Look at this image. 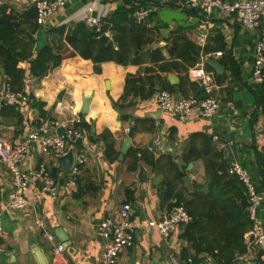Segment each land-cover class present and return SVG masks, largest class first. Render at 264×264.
Wrapping results in <instances>:
<instances>
[{
	"label": "crops",
	"instance_id": "crops-1",
	"mask_svg": "<svg viewBox=\"0 0 264 264\" xmlns=\"http://www.w3.org/2000/svg\"><path fill=\"white\" fill-rule=\"evenodd\" d=\"M164 1L166 0L137 2L138 4L149 2L141 5L148 10L145 21L151 26L158 27L161 35L166 37L177 24L175 21L170 24L161 22L157 16V9L150 5L151 2ZM34 2L35 0H16L7 4L15 9H24ZM121 3V0H69L65 7L53 14L47 26L84 21L89 16L100 19L108 16ZM192 19L194 17L189 16V21ZM208 25L222 30L227 43L232 46V53L242 72V82H239L221 64L223 67L221 73L224 72L226 78L221 85H217L212 72L204 69L210 76L208 83L210 95L220 102L216 114L208 119L194 112L188 120L180 121L177 117L161 111L153 95L150 99L139 100L127 108L126 112L131 115V120L122 121L120 114L112 108L110 98L116 100L122 95L125 76L128 73L141 72L142 67L149 63L123 66L113 61H105L101 63V72L96 74L93 73L92 62L89 59L74 55L65 58L60 66L52 69L43 78L27 79L29 90L37 99L45 102L44 110L54 118L53 121L47 122V132L59 128L72 115H79L82 96H88L89 108L83 118L91 123L94 140L88 135L81 146L87 155V162L80 169L75 191L69 192L62 188L59 194L52 196L40 193L36 188H30L24 191L28 205L22 210L9 211L3 208V198L13 190V185L0 162V221L3 230L0 235V264H38L34 252L38 248L46 258L47 264H98L103 245L99 229L100 220L116 213L118 205L123 201L130 202L132 206L130 215L138 227L134 244L121 251L119 264H184L181 259L177 262L180 251L185 246V242L178 238L182 229L168 239H163L155 229L146 226L147 220L158 217L167 208L160 199L162 190L159 183L165 177L171 176L169 171L155 173L141 162L139 165H143L147 171L148 179L140 182L137 179L139 166L135 172H131L127 171L126 162H108L103 153V141L95 138L108 129L113 134L116 148L120 152L125 136L129 135L125 129L133 125L135 129L129 136L130 146L147 148L156 157L163 153H172L177 156L175 161L178 165H181L179 156L192 134L216 135L218 138L213 140V144L222 152V162L227 169L230 162L237 161L250 174L262 199L257 216L264 229V187L261 168L257 162L258 156L264 162V114L255 104V95L260 91L261 82H256L251 77L257 34L255 31L242 28L220 13H214ZM199 26L200 22L189 27L187 35L190 39L194 40ZM190 30L193 31V36L189 34ZM44 40L42 32L39 37L37 35L36 44H41ZM164 45V41H159L149 47ZM163 53L168 57L165 49ZM206 58L207 56L201 60L203 68ZM20 65L24 67V63ZM169 74L176 76L175 83H171ZM165 79L168 85L174 87L181 82L180 75L173 72L167 73ZM4 81V75L0 71V86ZM196 82L204 85L199 80ZM205 90L206 88H204L206 93ZM197 92L199 96L198 89ZM174 93L177 96L182 95L177 90ZM187 94L194 95V92L189 90ZM59 95L61 98H58ZM117 116L120 118V125ZM135 117L143 121L135 125L132 120ZM34 121V114L30 116L26 111H23L21 123L10 115L0 114V134L14 143L34 125ZM152 124L153 131L145 129ZM170 133L172 134L169 135ZM168 139L173 141L175 149L163 151L164 142ZM58 158L41 154L34 146L23 168H33L39 162H43L50 170L56 169L54 173L56 175L53 177L62 183L65 172L59 168ZM190 163L191 166L187 165L186 180L189 187L192 181L204 182L202 161L196 159ZM38 218L45 221L46 230L53 234L52 242L45 238L43 230L35 224ZM57 243L64 245L61 254L55 252ZM235 264H264V240L259 245L249 236L247 252L239 256Z\"/></svg>",
	"mask_w": 264,
	"mask_h": 264
},
{
	"label": "trees",
	"instance_id": "trees-1",
	"mask_svg": "<svg viewBox=\"0 0 264 264\" xmlns=\"http://www.w3.org/2000/svg\"><path fill=\"white\" fill-rule=\"evenodd\" d=\"M106 17L100 18L101 26L89 28L85 21H75L59 26L42 29L36 22L34 3L24 9H15L7 3L0 4V71L5 82L15 90H23L33 97L32 107L45 122L54 120L46 110L45 102L37 99L27 87L29 77L39 80L46 73L60 66L65 58L79 55L92 62L93 73L101 72V63L113 61L120 65H141V72L128 73L125 76L122 95L114 100L110 98L112 108L120 114L122 121L131 120L126 109L135 105L139 100L150 99L157 91L166 89L172 93L179 91L182 96L192 90L198 95L199 83L188 78L189 68L195 66L208 53L221 51L218 57L220 63L230 71L234 78L242 82V72L239 63L232 53L222 30L213 27L203 46L197 44L187 35L189 28L176 25L168 36L163 37L156 26H148L133 18L134 10L149 2L138 4L136 0H121ZM184 0H166L151 2L157 10L162 8L182 9L188 16L200 19L197 10L181 7ZM44 32L45 40L36 44L37 35ZM108 32L114 46L107 45L100 36ZM37 34V35H36ZM164 41V46L149 47L154 43ZM163 49L168 57H165ZM212 58L211 56H209ZM24 63V67L20 65ZM204 69L212 72L213 80L221 85L226 78L223 72L217 74L211 65L204 62ZM177 73L181 82L176 86L168 85L165 75ZM175 94V93H174ZM255 104L264 114V79L260 91L255 95ZM0 114L16 118L18 123L23 121V107L18 104H3ZM80 126L94 140L91 123L86 122L83 115ZM255 119V117H253ZM135 125L143 119L133 118ZM148 120V119H147ZM133 133L135 126H130ZM154 130V124L145 128ZM170 133L169 135H171ZM93 136V138H92ZM96 139L104 143V156L108 162H126L127 171L135 172L139 163L143 162L155 173L169 171L159 183L162 190L161 201L170 209L174 204H181L191 216V220L182 228L178 238L185 242L180 251L184 264H194L202 259L211 258L223 264H235L239 256L247 252L245 236L252 228L248 208L241 205L237 193V177L228 171L219 172L217 166L223 161L222 152L213 144L212 136L194 133L187 141L186 148L180 157L181 165L175 161L177 156L172 153H154L141 147L130 146L119 160V150L113 134L105 129ZM196 159L203 163L204 182L192 181L190 187L185 179L187 165ZM258 165L262 172L264 187V162L258 156ZM56 169H51L54 174ZM242 187V186H241ZM175 199V202H171ZM190 259V261H188Z\"/></svg>",
	"mask_w": 264,
	"mask_h": 264
},
{
	"label": "built area",
	"instance_id": "built-area-1",
	"mask_svg": "<svg viewBox=\"0 0 264 264\" xmlns=\"http://www.w3.org/2000/svg\"><path fill=\"white\" fill-rule=\"evenodd\" d=\"M16 0H0V4ZM69 0H35L36 22L45 29L50 18L55 12L65 7ZM138 1V0H136ZM181 7L195 8L201 15L200 26L195 32L194 41L203 46L208 38L211 27L208 25L209 19L214 13L224 14L232 22L250 31H255L257 40L254 47L253 61L251 64V77L256 82L264 79V0H184ZM182 10V9H178ZM183 11V10H182ZM148 10L142 6L137 7L133 12V18L137 22L146 21ZM86 26L89 28H99L100 19L97 17H87ZM105 34H108L105 32ZM221 51L208 53V56L219 57ZM188 78L199 80L206 85L205 98L196 95L177 96L176 94L161 89L154 94V101L158 108L170 115L177 117L180 121L188 120L194 112L202 118L213 117L219 109L220 102L217 98L210 95V76L205 72L203 63L198 62L189 68ZM33 97L23 90H15L11 85L4 81L0 86V108L3 104H18L23 107V111L35 117L34 125L16 142L11 143L0 134V162L4 166L13 185V190L3 198L4 210L15 211L25 209L28 199L24 191L36 188L40 193L56 195L62 188L73 192L77 187V179L81 167L87 162V155L81 148L83 142L88 137L87 132L79 125L81 117L74 114L70 119L65 120L60 127L63 128L61 134L57 129L47 132L45 119L38 115L32 107ZM126 132L129 127H126ZM217 139L216 135L212 136ZM39 153L57 158L71 152V159L66 170L63 182H58L53 177L49 167L39 162L35 167L24 169L23 164L28 158V154L33 147ZM227 171L237 177L245 198L248 202L249 217L252 220V228L245 236L247 245L249 236L253 242L261 245L264 240V229L261 227L257 216V209L261 204V196L250 177L248 171L237 161L230 162ZM175 202V199H171ZM132 206L130 202L123 201L118 205L116 213L105 216L100 220L99 229L103 239V245L98 264H119V255L124 248L130 247L135 242V232L138 224L131 218ZM191 216L181 204H174L170 209L163 210L154 219H149L146 226L155 229L163 239H168L173 233L181 230L189 221ZM35 224L43 230V235L49 241H53V234L46 230L45 221L42 218L35 220ZM0 221V235L2 234ZM64 249L62 243H57L55 252L61 254ZM177 258V262L181 261ZM190 261V259H188ZM182 262H184L182 260ZM194 264H223L211 258L202 259Z\"/></svg>",
	"mask_w": 264,
	"mask_h": 264
},
{
	"label": "water",
	"instance_id": "water-1",
	"mask_svg": "<svg viewBox=\"0 0 264 264\" xmlns=\"http://www.w3.org/2000/svg\"><path fill=\"white\" fill-rule=\"evenodd\" d=\"M192 11H195V8H191ZM157 16L160 19L161 22L166 23V24H170L172 21H175L177 25H180L184 28H189L194 26L195 24H197L199 22L198 18H194L191 21H189V16L185 11L182 10H178V9H171V8H162L157 10ZM100 38L104 41H106L107 45L109 46H114V42L112 41V39L110 38V36L108 34H102L100 36ZM205 62L208 63L209 65H211L215 72L217 74H220L222 72V65L219 62L218 59H213L210 57H207L205 59ZM51 71V70H50ZM48 71V72H50ZM48 72L46 73V75L48 74ZM169 79L171 81V83H175L176 82V76H174L173 74H169ZM204 85H200L198 88V91L200 92L199 94V98H205L207 96V94L204 92ZM58 98H61V95L58 96ZM89 101L90 98L88 96H82V104L81 107L79 109V113H81L83 116L88 112V108H89ZM117 121L118 124L120 125V118L119 116H117ZM131 127H129V133L131 132ZM63 131L62 127L57 128V133L61 134ZM131 144V139L129 137V135L125 136L123 144L120 148V152H119V159H122L123 155L127 152V150L129 149ZM150 145H152V142H150ZM174 144L173 141L171 139H168L164 142V145L162 147V150H174ZM71 159V152L68 151L65 155L60 156L58 158L59 161V168L66 170L68 167V164L70 162ZM191 166V163L188 164V167ZM217 170L219 172H225L227 171V167L226 165L221 161L219 163V165L217 166ZM137 179L140 182H144L148 179L147 176V171L144 169L143 165H139L138 171H137ZM185 179H188V176H185ZM237 193L238 196L241 199V205L243 207H247L248 206V202L245 198V193L242 189V187L238 184L237 186ZM159 196H161V192H159ZM35 255H36V260L38 264H47L46 258L44 257L42 251L38 248V250H35ZM1 261V260H0Z\"/></svg>",
	"mask_w": 264,
	"mask_h": 264
},
{
	"label": "rangeland",
	"instance_id": "rangeland-1",
	"mask_svg": "<svg viewBox=\"0 0 264 264\" xmlns=\"http://www.w3.org/2000/svg\"><path fill=\"white\" fill-rule=\"evenodd\" d=\"M189 34H190L191 36H193V31L190 30V31H189ZM38 37H39V35H38ZM215 98H216V97H215Z\"/></svg>",
	"mask_w": 264,
	"mask_h": 264
}]
</instances>
